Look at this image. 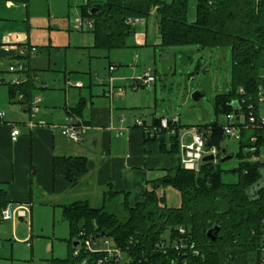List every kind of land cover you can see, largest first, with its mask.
Returning a JSON list of instances; mask_svg holds the SVG:
<instances>
[{"label": "trees", "instance_id": "trees-1", "mask_svg": "<svg viewBox=\"0 0 264 264\" xmlns=\"http://www.w3.org/2000/svg\"><path fill=\"white\" fill-rule=\"evenodd\" d=\"M189 0H104L80 6V17L92 22L93 48L111 50L126 46L125 38L134 31L128 19L146 17L154 12L160 45L196 44L200 48L228 46L231 51V83L225 93L214 97L215 115L232 113L235 120L249 112L259 115L257 103L264 90V0H196L195 16L187 20ZM26 80L8 82L11 99L29 110L36 89L27 70ZM241 90V91H240ZM236 103V104H235ZM84 98L68 112L81 114ZM160 118L140 126L159 128ZM224 123V124H225ZM223 123L181 125L169 134L158 129L154 136L145 131V139H158L165 152L178 153V133L183 127L196 126L206 136L205 145L217 149L215 161L202 162L198 172L178 164L164 176L150 182L143 200L133 206L127 193L104 191L100 206L87 200L61 205L62 217L69 227L68 250L64 257L52 256L44 264H98L102 252H90L81 244V236L107 238L120 248L123 258L116 264H259L264 240V126L240 125L236 166L223 170L219 166L221 141L226 138ZM242 125V126H241ZM250 137H255L254 141ZM252 147L249 151L246 148ZM256 159L252 160V156ZM87 170L85 156H54L52 171L72 183ZM222 172L235 173V181L221 180ZM170 186L180 194V204L170 207L156 193L158 187ZM254 190V194L252 193ZM8 204L5 188L0 186V212ZM116 208V209H114ZM217 225L215 239L206 236L207 229ZM181 227L184 232L180 233ZM79 245V246H78ZM178 246V248H176ZM79 251L74 254L75 248ZM194 250L197 254H194ZM252 256V257H250ZM103 264H109L105 262ZM113 264V259L111 263Z\"/></svg>", "mask_w": 264, "mask_h": 264}, {"label": "crops", "instance_id": "crops-1", "mask_svg": "<svg viewBox=\"0 0 264 264\" xmlns=\"http://www.w3.org/2000/svg\"><path fill=\"white\" fill-rule=\"evenodd\" d=\"M96 2L102 1L65 0L63 4L61 0H0V186L6 190L7 205L26 209L25 216L13 220L32 217L36 201L61 209V205L76 200H87L91 205L90 200L100 199V206L108 189L127 193V203L133 206L143 200L151 181L180 164L179 153L162 151L159 140L145 139L144 130L134 123L136 118L146 125L152 123V119L147 122L134 112L141 108L143 93L137 91L144 86L131 87L133 79L146 69L136 74L134 65L121 69L127 64L119 62V56L108 58L105 84L99 69L91 68L96 56L88 51V58L79 65L82 60L74 62L67 55L93 48L90 31L78 37L82 32L74 29L75 20L70 15L74 18L80 15V6ZM156 36L160 43L157 30ZM14 63L26 65L34 75L36 89L31 103L36 102L37 110L33 116L19 99L14 101L9 96L8 82L27 79L24 72H6ZM91 75L100 84H93ZM126 84L130 90H117L120 86L127 89ZM80 98H84L81 114L70 115ZM68 118L86 126L75 141L61 132ZM11 126L19 131L14 140ZM63 155L87 159L86 172L72 183L52 171V158ZM167 188L174 189L158 187L156 193L166 205L172 198L177 205L170 207L179 206L180 194L175 198Z\"/></svg>", "mask_w": 264, "mask_h": 264}, {"label": "rangeland", "instance_id": "rangeland-1", "mask_svg": "<svg viewBox=\"0 0 264 264\" xmlns=\"http://www.w3.org/2000/svg\"><path fill=\"white\" fill-rule=\"evenodd\" d=\"M61 1L64 4L65 0ZM195 2L196 0L188 1V21L194 19ZM70 16L73 20L80 18L79 15L73 18L72 13ZM155 20V13L151 12L146 19L135 23L133 25L134 31L125 38L126 46L123 48H114L108 51L88 48V50L83 49L82 54L80 51H75L67 53V55L74 62L82 60L79 65H82L88 58V51L91 55L96 56L92 60L91 68L92 70L99 69V76L106 80L104 81L105 84L109 76L108 58L113 60L114 57L119 56L121 58L119 62L127 64L121 69L134 65L136 74H139L143 69H149L154 80L151 85L138 89V93H143L142 104L141 108L133 109L135 114L143 116L147 122L152 119V113L158 115L165 112L166 118L178 116L181 125H207L216 120L224 124L223 115H215L214 113L213 101L216 94L225 93L230 89V48L228 46L200 48L196 44L160 45L156 36ZM77 30L82 32L78 37H83L86 33L89 35V28L87 27ZM13 65L17 66L16 63ZM7 68L6 72L8 73H20L8 71ZM91 78L93 84H100L99 81H95L96 79L92 75ZM120 87H122V91L129 89L127 84V89L123 86ZM195 92L200 94L198 99L193 98ZM262 93L257 108L258 113L264 115V90ZM188 140L185 138V141ZM221 148H225L226 153L231 155V158L219 162L220 168L227 170L236 166L238 159L235 154L238 151V140L226 137L221 141ZM251 159H256V156L253 155ZM259 159H264V152ZM236 178L235 173H221L223 182L230 183ZM167 189V191H173L175 198H178V191L171 188ZM171 199H167V205L176 206L177 203ZM68 201L69 199L63 202ZM90 201L92 206L100 204V199ZM68 235L69 227L61 215L60 207L46 201H36L32 217L15 218L14 220L10 218L0 221V264H44L45 260L52 256L64 257L68 250L67 242L64 239H67ZM98 244L101 245L100 239H98Z\"/></svg>", "mask_w": 264, "mask_h": 264}, {"label": "built area", "instance_id": "built-area-1", "mask_svg": "<svg viewBox=\"0 0 264 264\" xmlns=\"http://www.w3.org/2000/svg\"><path fill=\"white\" fill-rule=\"evenodd\" d=\"M143 21L142 18H134V19H128L129 23H138ZM92 22L86 18H76L75 19V27L76 29H83L84 27L90 28ZM16 38V37H15ZM8 40V39H6ZM5 50H8V46L4 47ZM17 66L11 64L9 65L8 69L9 71H22L23 65L16 63ZM154 77L151 74V71L149 69H146L142 75L139 77L133 79V82L131 84V87L134 89L137 86H149L153 82ZM19 79H13L11 80V83H19ZM117 90L122 91L121 88H118ZM241 91V90H240ZM17 98L20 99L21 95L18 94ZM38 100V98H37ZM37 110L36 102H32L29 106V113L30 115L34 114ZM3 113H0V117ZM33 116V115H32ZM135 125L142 126L143 121L140 118H136L134 120ZM179 123L178 116L174 115L171 118L162 117L159 121V128L153 127H145L144 131L149 134L150 136H154L156 131L158 129H167V132L169 134H173L175 132V129ZM238 123H244L243 126L251 127V128H258L261 126H264V115H254L251 112L247 115V118L244 117L243 114H241L237 120H235L234 114L230 113L226 115V123L222 126L223 132L226 137L239 140L240 139V125ZM30 124V122H29ZM242 126V125H241ZM86 129V126L83 124H78V122L73 121L71 118H68V122L66 125L62 127V134L70 138L71 140H77L81 133L84 132ZM19 131L15 126H11L10 130V137L12 140L16 138ZM119 133V131H118ZM185 137H187L189 140L185 141ZM255 137H250L251 141H254ZM206 136L204 135L203 131H201L196 126H190V127H183L179 129L178 133V153H179V162L180 165L187 170H191L193 172H198L200 169V166L202 164V157L207 154H213L216 159L217 149L212 147H207L205 145ZM247 150L251 151L253 150L252 147L246 148ZM26 215V209L21 206H13V205H7L4 207L0 212V220H6L18 216H25ZM262 224L264 226V219L262 220ZM178 231L180 233L184 232V230L179 227ZM81 238L78 240V244H81L84 246L88 251L90 252H102L103 256L98 260V264H103L105 262L111 263V260L113 259V264L118 263L123 258V252L120 248L113 246L111 241L107 238H97L93 239L91 236L84 237L83 233H79ZM98 239H100V246L98 244ZM262 239L264 240V232L262 233ZM79 246V245H78ZM178 248V246H176ZM79 249L76 247L73 251L74 254H77ZM261 257L259 259V264H264V242L261 246ZM194 254H197V251L194 250Z\"/></svg>", "mask_w": 264, "mask_h": 264}, {"label": "water", "instance_id": "water-1", "mask_svg": "<svg viewBox=\"0 0 264 264\" xmlns=\"http://www.w3.org/2000/svg\"><path fill=\"white\" fill-rule=\"evenodd\" d=\"M199 97H200V94H199L198 92L193 93V98H194V99H198ZM235 104H236V103H235ZM164 115H165V113L162 112V113L158 114L157 117H158V118H162ZM220 154H221V157H220V159H219L220 162H223V161H225V160L231 158V155H229V154L226 153V149H225V148H221V149H220ZM213 160H215V156H214L213 154H207V155H204V156L202 157V161H203V162H206V161H213ZM262 182H264V173H263V178L261 179L260 182H258V183L256 184V187H259V186L261 185ZM254 193H255L254 190H252V193H251V194H254ZM218 228H219V227H218L217 225H215V226H213V227L207 229V231H206V236H207L209 239H211V240L215 239V235H216V233H217V231H218ZM77 244H78V241L74 242L73 245L75 246V245H77Z\"/></svg>", "mask_w": 264, "mask_h": 264}]
</instances>
